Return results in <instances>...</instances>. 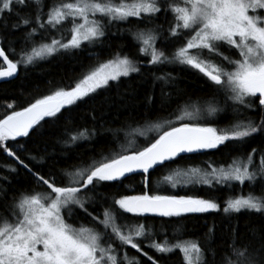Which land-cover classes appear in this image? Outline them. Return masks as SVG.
Masks as SVG:
<instances>
[{
	"label": "snow or ice",
	"instance_id": "6c2138e0",
	"mask_svg": "<svg viewBox=\"0 0 264 264\" xmlns=\"http://www.w3.org/2000/svg\"><path fill=\"white\" fill-rule=\"evenodd\" d=\"M169 15L166 35L163 25L131 33L140 55L149 57L144 72L168 84L173 79L170 74L155 75L153 69L179 64L206 78L211 96L178 104L173 118L164 125H151L158 135L142 148L122 147L57 174L34 170L7 143H20L19 137L31 139L45 118L63 119L62 109L71 112L73 106L79 107L77 102L95 104L114 86L110 82L118 85L121 77L142 73L139 61L119 53L88 67L74 87L58 88L0 118V150L22 166L36 185L14 191L9 199L4 183L8 177L0 176V264H140L139 257L129 255V248L147 256L151 264H160L145 247L165 256L178 250L182 264H264V239L259 247L242 243L233 227L230 241L218 253L198 239L184 238L182 227L190 214L223 213L231 218L248 211L264 215V145L247 150L255 138H264V0H0V58L7 65L0 64V79L15 77L20 65L27 68L58 53L102 43L115 23L134 19L137 24H152L160 18L167 22ZM21 31L31 47L22 49L20 59L13 61L5 54L4 44L8 35ZM37 36L41 37L38 43ZM161 39L172 46L170 52L157 47ZM146 103H153L151 96ZM229 107L237 113L243 110L244 118L223 128L193 122L215 117ZM65 131V145L97 134L88 128ZM206 152L239 154L222 166L206 161V169L174 167L192 159L189 154ZM3 167L18 171L11 165ZM164 169L168 172L159 182L173 188L190 183L208 189L231 188L247 182L253 189L259 181L261 192L229 195L223 205L212 198L150 194L152 177ZM131 173L141 175L148 191L97 200L101 187H114L111 182L122 183ZM77 209L91 218L89 224L75 225L74 217L80 218ZM127 214L142 219L133 220ZM153 217L166 218L161 224L177 225L172 238L157 242L154 222H150ZM214 227L208 229L209 238Z\"/></svg>",
	"mask_w": 264,
	"mask_h": 264
},
{
	"label": "trees",
	"instance_id": "16d2710c",
	"mask_svg": "<svg viewBox=\"0 0 264 264\" xmlns=\"http://www.w3.org/2000/svg\"><path fill=\"white\" fill-rule=\"evenodd\" d=\"M171 22V17L166 22L163 18L157 19L152 24H137L134 19L131 22H118L110 25L106 31L102 43L87 47L83 51L74 53H58L46 60L37 62L24 68L20 65L17 75L12 78L0 79V118L10 114L13 110H21L34 102L35 99L44 95L51 94L58 88H71L82 77L84 71L95 66L98 62L111 59L116 53L127 55L135 61H139L142 73H133L129 77H121L118 85L113 83V87L107 91L106 95L98 97L95 104H84L77 102L79 107L73 106L74 110L69 112L62 109L64 118L55 120L54 118H45L41 121L43 127L36 126L38 130L31 139L27 137L17 138L16 141H8L14 150L26 163L34 170L42 169L45 172L54 171L57 174L62 169H70L73 165H78L82 161H91L93 158L100 159L102 155H109L118 152L122 147L129 150H135L145 146L150 140L155 138L158 133L151 125H164L165 121L172 117V113L177 109L178 104L182 105L185 100H205L210 98L211 89L208 87L206 78L195 70L185 68L179 64H166L153 69L155 75L169 73L170 82L163 84L156 81L154 76L144 72V66L149 60L148 56L140 55L139 44L133 40L132 32L138 28H156L157 25H163L164 35ZM0 35L3 32L0 31ZM52 35H59L52 33ZM66 36L69 34L66 32ZM70 38V36H69ZM38 43L41 37L34 38ZM45 40H50L46 36ZM31 47V42L23 39V32L12 33L7 36L4 44L5 54L9 59L15 61L20 59L22 49ZM157 47H164L166 52L172 50V46L165 41L158 40ZM15 49V52L11 51ZM0 64L3 61L0 58ZM163 88V95L161 93ZM152 97L153 103H146V97ZM13 104L9 108L8 104ZM59 115V114H58ZM248 115H255L248 113ZM93 116L95 119H93ZM243 110L241 113L234 112L230 107L218 113L215 117L205 116L198 122L204 126H214L223 128L237 119H243ZM88 128L95 129L96 135L89 140L80 141L73 145H65L67 139L66 129L76 130ZM143 133V134H140ZM31 135V134H30ZM23 145V146H21ZM264 145V138H255L248 147H259ZM243 147L240 152H244ZM239 153H220L206 152L189 154L192 159H185L174 167L207 168L206 161L214 162V165H224L230 161L231 156ZM29 156L37 157L36 161L30 160ZM42 158V162L40 159ZM255 163L259 164L257 155ZM6 165L17 167L15 173L9 172ZM168 170L164 169L152 177L150 194L163 195H188L201 198H212L223 205L224 200L229 195H247L250 191L261 192L259 181L257 185L250 189L247 182L244 186L234 184L231 188L208 189L199 184H187L183 186L171 187L166 183H161L163 175ZM7 176L5 186L8 187L9 199L14 191H23L26 188L36 187L32 177L27 174L22 166H18L12 158L7 157L0 150V176ZM114 187H101L97 200L117 194L139 195L145 188L140 174L134 173L123 182H111ZM106 202H110L106 201ZM100 209L97 208V211ZM79 214V209L76 210ZM80 218L75 219L76 226L80 223L89 224L91 218L79 214ZM131 217V214H127ZM191 218L182 220L184 238L198 239L200 244L205 247H213L219 253L225 248L231 239V228L237 229L240 242L251 243L259 247L261 239H264V215L255 212L242 211L239 214H232L231 218H226L223 213L208 214H190ZM131 219H142L131 217ZM166 218L153 217L150 222H154L157 242H162L165 236L172 238L176 224L165 223L161 221ZM214 227V233L211 238L208 236V229ZM255 230V232L253 231ZM143 246V245H142ZM130 256L139 257L140 264H151L147 256L136 253L133 249H127ZM148 256H152L160 264H182V255L179 251L170 253L167 256L156 253L151 248H144Z\"/></svg>",
	"mask_w": 264,
	"mask_h": 264
},
{
	"label": "rangeland",
	"instance_id": "374dc122",
	"mask_svg": "<svg viewBox=\"0 0 264 264\" xmlns=\"http://www.w3.org/2000/svg\"><path fill=\"white\" fill-rule=\"evenodd\" d=\"M1 60L3 61V58H1ZM3 67H4V68H6V67H7V65H6V64H3Z\"/></svg>",
	"mask_w": 264,
	"mask_h": 264
},
{
	"label": "water",
	"instance_id": "95a60500",
	"mask_svg": "<svg viewBox=\"0 0 264 264\" xmlns=\"http://www.w3.org/2000/svg\"><path fill=\"white\" fill-rule=\"evenodd\" d=\"M131 174H134V173H131ZM131 174H126V176H129V175H131Z\"/></svg>",
	"mask_w": 264,
	"mask_h": 264
},
{
	"label": "flooded vegetation",
	"instance_id": "af4514ba",
	"mask_svg": "<svg viewBox=\"0 0 264 264\" xmlns=\"http://www.w3.org/2000/svg\"><path fill=\"white\" fill-rule=\"evenodd\" d=\"M257 103H258V101H257Z\"/></svg>",
	"mask_w": 264,
	"mask_h": 264
}]
</instances>
